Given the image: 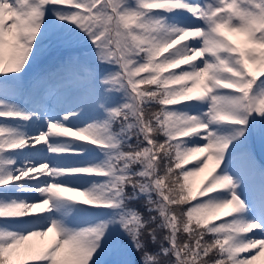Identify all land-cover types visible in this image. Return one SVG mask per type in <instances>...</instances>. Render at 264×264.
<instances>
[{
	"label": "snow or ice",
	"instance_id": "snow-or-ice-1",
	"mask_svg": "<svg viewBox=\"0 0 264 264\" xmlns=\"http://www.w3.org/2000/svg\"><path fill=\"white\" fill-rule=\"evenodd\" d=\"M257 142L264 0H0V264H252Z\"/></svg>",
	"mask_w": 264,
	"mask_h": 264
},
{
	"label": "rangeland",
	"instance_id": "rangeland-1",
	"mask_svg": "<svg viewBox=\"0 0 264 264\" xmlns=\"http://www.w3.org/2000/svg\"><path fill=\"white\" fill-rule=\"evenodd\" d=\"M234 38H236V37H234ZM175 70L178 71L179 69H175ZM193 163H196V158H192V159L189 161V163L186 164V165H184V166H185V167H191V165H192ZM222 166H223V165H221V167H222ZM211 168H212V164L210 163L208 169H205L204 172L198 174L196 177L193 178L192 183H193L194 189L197 187V190H198V189H200L202 186H204V184H205V186H207V183H208V181H209L210 178H211L210 175H209V172H210ZM217 170L219 171V169H217ZM218 171H217V172H218ZM212 174L214 175L215 173H212ZM217 191H223V189H219V188H218ZM212 194H215V193H212ZM212 194H210V195H212ZM230 209H231V206H229L228 209H224V210H222V212H221L220 215H224L223 213H224V212H228V211H230ZM225 216H226V215H225ZM228 219H231V217L228 216L227 218H225V220H228ZM34 241H35L36 243L43 242V241H41V238H34ZM242 255H243V254H242ZM252 264H264V252L260 253V254L257 256V258H256L254 261H252Z\"/></svg>",
	"mask_w": 264,
	"mask_h": 264
},
{
	"label": "trees",
	"instance_id": "trees-1",
	"mask_svg": "<svg viewBox=\"0 0 264 264\" xmlns=\"http://www.w3.org/2000/svg\"><path fill=\"white\" fill-rule=\"evenodd\" d=\"M197 199H202L200 196L197 197ZM194 202V201H193ZM222 220L221 219H216V220H213L214 223H217L219 224Z\"/></svg>",
	"mask_w": 264,
	"mask_h": 264
},
{
	"label": "bare ground",
	"instance_id": "bare-ground-1",
	"mask_svg": "<svg viewBox=\"0 0 264 264\" xmlns=\"http://www.w3.org/2000/svg\"><path fill=\"white\" fill-rule=\"evenodd\" d=\"M50 238V237H49ZM49 238H45V241L47 240V239H49ZM45 241H43V242H45ZM41 243V242H40Z\"/></svg>",
	"mask_w": 264,
	"mask_h": 264
}]
</instances>
